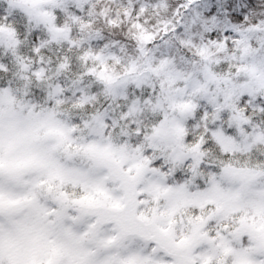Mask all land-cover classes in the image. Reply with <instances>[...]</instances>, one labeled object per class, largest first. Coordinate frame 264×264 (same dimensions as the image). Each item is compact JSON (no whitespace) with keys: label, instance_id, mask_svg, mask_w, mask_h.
Instances as JSON below:
<instances>
[{"label":"snow or ice","instance_id":"obj_1","mask_svg":"<svg viewBox=\"0 0 264 264\" xmlns=\"http://www.w3.org/2000/svg\"><path fill=\"white\" fill-rule=\"evenodd\" d=\"M0 264H264V0H0Z\"/></svg>","mask_w":264,"mask_h":264}]
</instances>
